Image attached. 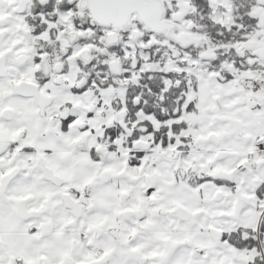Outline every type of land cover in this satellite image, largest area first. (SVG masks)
<instances>
[{
  "label": "snow or ice",
  "instance_id": "1",
  "mask_svg": "<svg viewBox=\"0 0 264 264\" xmlns=\"http://www.w3.org/2000/svg\"><path fill=\"white\" fill-rule=\"evenodd\" d=\"M0 264H264V0H0Z\"/></svg>",
  "mask_w": 264,
  "mask_h": 264
}]
</instances>
